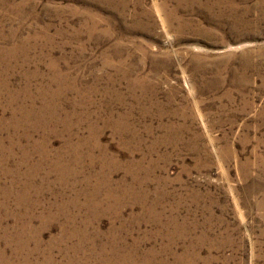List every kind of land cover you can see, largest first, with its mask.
I'll return each mask as SVG.
<instances>
[{
	"label": "rangeland",
	"instance_id": "1",
	"mask_svg": "<svg viewBox=\"0 0 264 264\" xmlns=\"http://www.w3.org/2000/svg\"><path fill=\"white\" fill-rule=\"evenodd\" d=\"M108 263L264 264V0H0V264Z\"/></svg>",
	"mask_w": 264,
	"mask_h": 264
},
{
	"label": "bare ground",
	"instance_id": "2",
	"mask_svg": "<svg viewBox=\"0 0 264 264\" xmlns=\"http://www.w3.org/2000/svg\"><path fill=\"white\" fill-rule=\"evenodd\" d=\"M121 190V189H120ZM124 258V257H123ZM124 260V259H123ZM110 261V260H109ZM122 262V261H121ZM110 263H111V261H110ZM126 263V262H125ZM109 264V263H108ZM138 264V263H137Z\"/></svg>",
	"mask_w": 264,
	"mask_h": 264
}]
</instances>
